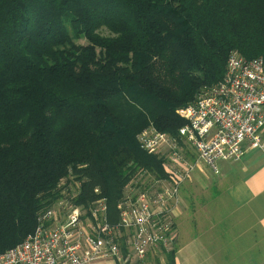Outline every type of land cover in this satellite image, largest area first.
I'll list each match as a JSON object with an SVG mask.
<instances>
[{
	"label": "trees",
	"instance_id": "1",
	"mask_svg": "<svg viewBox=\"0 0 264 264\" xmlns=\"http://www.w3.org/2000/svg\"><path fill=\"white\" fill-rule=\"evenodd\" d=\"M231 50L264 57V0H0V252L76 181L115 221L126 186L165 176L139 131L177 135Z\"/></svg>",
	"mask_w": 264,
	"mask_h": 264
},
{
	"label": "built area",
	"instance_id": "2",
	"mask_svg": "<svg viewBox=\"0 0 264 264\" xmlns=\"http://www.w3.org/2000/svg\"><path fill=\"white\" fill-rule=\"evenodd\" d=\"M221 79L203 86L194 101L176 109L184 120L177 135L152 126L137 134L138 145L163 159L165 176L128 185L108 221V203L97 196L88 206L71 199L79 182L37 213L35 229L0 252V264H88L112 258L118 264H147L162 258L175 238V210L184 180L200 164L212 173L219 162L239 161L245 152L264 153V57L246 59L231 50Z\"/></svg>",
	"mask_w": 264,
	"mask_h": 264
},
{
	"label": "crops",
	"instance_id": "3",
	"mask_svg": "<svg viewBox=\"0 0 264 264\" xmlns=\"http://www.w3.org/2000/svg\"><path fill=\"white\" fill-rule=\"evenodd\" d=\"M200 164L184 180L175 210L172 256L160 264H264V153ZM150 257L147 264L155 263ZM88 264H118L112 258Z\"/></svg>",
	"mask_w": 264,
	"mask_h": 264
},
{
	"label": "rangeland",
	"instance_id": "4",
	"mask_svg": "<svg viewBox=\"0 0 264 264\" xmlns=\"http://www.w3.org/2000/svg\"><path fill=\"white\" fill-rule=\"evenodd\" d=\"M144 180H146V179L144 178ZM182 184H183V183H182ZM181 186H182V185H181ZM100 196H101V195H100ZM96 197H97V196H96ZM96 197H95V198H96ZM148 263H151V262H148Z\"/></svg>",
	"mask_w": 264,
	"mask_h": 264
}]
</instances>
